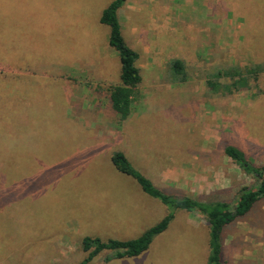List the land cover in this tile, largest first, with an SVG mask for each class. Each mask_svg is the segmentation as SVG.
<instances>
[{"label": "rangeland", "instance_id": "374dc122", "mask_svg": "<svg viewBox=\"0 0 264 264\" xmlns=\"http://www.w3.org/2000/svg\"><path fill=\"white\" fill-rule=\"evenodd\" d=\"M112 1L0 0V264H79L84 238L134 240L171 212L144 253L104 250L89 264H207L203 216L150 198L116 171L114 152L162 192L179 185L173 196L233 207L255 185L223 151L264 163V73L232 94L206 81L264 64V0L126 2L121 32L141 83L120 125L107 100L119 56L99 23ZM174 59L185 65L182 85L169 78ZM221 237L224 264H264V200Z\"/></svg>", "mask_w": 264, "mask_h": 264}, {"label": "trees", "instance_id": "16d2710c", "mask_svg": "<svg viewBox=\"0 0 264 264\" xmlns=\"http://www.w3.org/2000/svg\"><path fill=\"white\" fill-rule=\"evenodd\" d=\"M130 0H113L101 13L99 23L109 29L108 44L117 51L120 62L119 84L109 87L107 100L111 114L120 125L126 121L132 112L134 102L138 99L137 88L141 83V76L136 62L139 58L137 52L132 50L125 42L121 25L118 20V12ZM170 80L175 85H182L188 79L185 65L181 60L174 59L168 64ZM259 73H264V64L258 70L240 68L237 66L219 69L213 73V78L206 81V85L212 93L232 94L240 88L247 86V78L255 79ZM247 77V78H246ZM224 155L238 166L245 174L255 180L252 187L240 189L234 206L225 201L204 202L189 196H173L176 191H168L172 195L156 188L146 177L133 168L129 160L122 152H114L110 158L113 167L121 174L131 177L149 197L159 200L163 205L172 209L198 211L204 218L210 235L207 264H224V245L222 231L239 218L245 217L254 206L264 200V163L255 165L252 160L238 148L226 146ZM173 213L167 214L158 224L146 230L140 237L128 241H101L97 238H84L82 250L88 256L79 264L89 262L104 250L114 253L112 258L122 259L136 257L148 250L153 239L167 230ZM109 261L108 258H105Z\"/></svg>", "mask_w": 264, "mask_h": 264}, {"label": "crops", "instance_id": "0c3cea01", "mask_svg": "<svg viewBox=\"0 0 264 264\" xmlns=\"http://www.w3.org/2000/svg\"><path fill=\"white\" fill-rule=\"evenodd\" d=\"M132 0H130V1H128L127 3H126V5L127 4H129L130 2H131ZM123 8H125V6H123L120 10H119V12L123 9ZM119 12H118V20H119V23H120V25H121V22H120V18H119ZM122 28V27H121ZM171 174H172V172H170ZM167 178H171V176H169V177H167ZM167 182H171V183H173V185H174V183H175V181H173V180H167ZM167 182H164V184H166ZM188 184V183H187ZM169 188H167V187H164L165 189H168V190H172V191H179V189H176V188H180L179 187V185H174V186H168ZM151 198V197H150Z\"/></svg>", "mask_w": 264, "mask_h": 264}]
</instances>
